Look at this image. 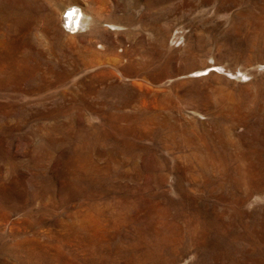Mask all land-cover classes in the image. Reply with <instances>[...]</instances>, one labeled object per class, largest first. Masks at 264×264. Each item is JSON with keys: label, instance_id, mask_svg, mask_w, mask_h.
Segmentation results:
<instances>
[{"label": "rangeland", "instance_id": "rangeland-1", "mask_svg": "<svg viewBox=\"0 0 264 264\" xmlns=\"http://www.w3.org/2000/svg\"><path fill=\"white\" fill-rule=\"evenodd\" d=\"M0 264H264V0H0Z\"/></svg>", "mask_w": 264, "mask_h": 264}, {"label": "bare ground", "instance_id": "bare-ground-1", "mask_svg": "<svg viewBox=\"0 0 264 264\" xmlns=\"http://www.w3.org/2000/svg\"><path fill=\"white\" fill-rule=\"evenodd\" d=\"M77 9V8H75ZM73 7H67L61 13V16L58 20L59 23H67V26H70V29H75L79 31L87 26H89L95 19L90 15L83 12V10H79L76 12Z\"/></svg>", "mask_w": 264, "mask_h": 264}]
</instances>
